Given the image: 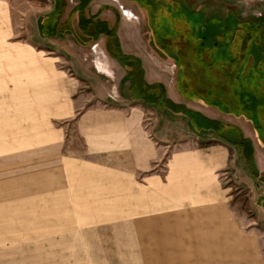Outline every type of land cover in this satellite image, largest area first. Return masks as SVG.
I'll list each match as a JSON object with an SVG mask.
<instances>
[{"label": "rangeland", "instance_id": "1", "mask_svg": "<svg viewBox=\"0 0 264 264\" xmlns=\"http://www.w3.org/2000/svg\"><path fill=\"white\" fill-rule=\"evenodd\" d=\"M5 1L9 16L19 27L18 34L7 37L6 43L30 44L35 50L52 47L53 41L38 37L35 26L36 17L45 15L40 13L44 0ZM94 1L106 2L116 10L105 9L112 21L117 15V19L133 22L134 39L122 41L125 52L142 54L145 65L157 71L165 69L163 81L175 84L183 98L199 97L208 105L219 102L214 107L230 115L229 125L216 122V127H223L219 126L220 132H231L221 134L231 144V164L217 175L226 201L195 204L148 219L67 216L69 202L62 207L63 202L46 199L45 179L40 176L45 168L14 169V157L7 153L6 168H0V264H264V195H258V200L252 195L255 188L260 189L259 194L263 188L259 182L250 184L249 179L264 181V172L258 169L264 168V153L252 151L256 145L264 149V31L258 24L249 32L247 25L261 18L264 26V0H163L162 8L152 11L151 18L124 0ZM65 3L72 7L76 1ZM63 5L60 1L50 13L57 16L61 11L68 16ZM165 7L171 8L170 15ZM226 13L235 17L226 19L220 49L203 47L198 33L218 34L217 20H224ZM84 16L102 18L103 14L93 15L89 9ZM236 20L249 22L237 25ZM99 37L98 41H73V45L69 40L68 48L64 43L66 53L56 46L66 58L63 61L59 56L57 67L76 71L80 63L97 72L96 56L97 68L102 70L104 49ZM107 43L110 47L111 42ZM79 46L86 48L81 58L68 54V49L72 53ZM108 76L104 78L109 80ZM243 91L250 92L249 99L240 96ZM8 113L13 114V107L0 104L1 128L14 131V121L4 118ZM238 117L256 128V138L241 136ZM64 124L63 120L54 122V126ZM3 135L0 146H6V151L36 143L28 132Z\"/></svg>", "mask_w": 264, "mask_h": 264}, {"label": "crops", "instance_id": "2", "mask_svg": "<svg viewBox=\"0 0 264 264\" xmlns=\"http://www.w3.org/2000/svg\"><path fill=\"white\" fill-rule=\"evenodd\" d=\"M60 1L68 16L61 11L51 14L52 0L40 1V13L45 15L35 19L38 37L53 45L35 50L30 44L6 43L19 27L9 16L8 3L0 0V104L13 107V114L4 118L14 121V131L2 129L0 115V136L28 132L36 137V143L12 151L0 146V168H6L7 153L14 157V169L45 168L40 176L45 179L46 199L61 201L62 207L69 202L71 212L64 215L78 218L148 219L195 204L225 203L217 175L231 164V144L221 136L231 132H220L222 125L216 127V122L229 125L230 115L199 97L183 98L175 84L163 81L165 69L157 71L145 65L142 54L125 52L122 41L134 39V24L117 15L112 21L105 9L116 10L106 2L88 0L80 12L73 8L78 0L72 7ZM124 2L140 9L134 1ZM89 9L103 17L87 18ZM81 13L89 20L82 28ZM102 21L114 28L116 44L110 34L94 33ZM99 36L102 70L96 56L97 72L80 63L76 71L57 67L58 59L66 58L56 46L66 53L64 43L68 48L69 40L73 45V41H98ZM72 49L68 54L78 58L86 51L81 46ZM131 57L139 60L138 66L132 65ZM55 120L65 124L54 126ZM236 120L243 138L257 137L256 128L241 117ZM258 147L252 151L264 153ZM249 179L263 188L260 194V189L252 192L258 200L264 195V181Z\"/></svg>", "mask_w": 264, "mask_h": 264}, {"label": "trees", "instance_id": "3", "mask_svg": "<svg viewBox=\"0 0 264 264\" xmlns=\"http://www.w3.org/2000/svg\"><path fill=\"white\" fill-rule=\"evenodd\" d=\"M53 1V11L55 10V9H57V7L58 6H60V0H52ZM87 1L88 0H78V2H77V5L75 6V9L76 10H80V12H82V8H83V6H85L86 5V3H87ZM130 1H134L138 6H139V8H142L143 10H145L146 11V13H147V17H149V18H151L154 14H151L152 13V11H155L156 9H161L162 8V4L163 3H165L163 0H130ZM144 7V8H143ZM165 8H167V13L170 15L171 14V8H169V7H165ZM164 8V9H165ZM188 12V11H187ZM159 13V12H158ZM164 14V13H163ZM227 14V13H226ZM160 14H158V16H159ZM169 15H168V20H170V17H169ZM232 15V14H231ZM79 17L81 18L80 19V21H79V23H78V25H79V27H83V25L86 23V22H88L89 20L87 19L86 20V18H84V16L82 15V13L79 15ZM160 17V16H159ZM194 17V16H193ZM227 17H231L229 14H227L226 15V17H225V19L224 20H217V22L219 23L218 24V27H219V32H218V34H213V33H206V34H202L201 35V33H198V35L200 34V36H199V38L201 39V42L203 43V47H209L210 49H217L218 48V50L220 49L219 47H221L222 45H221V43L219 42V41H223L224 39H223V37L226 35V32H225V30H227V23H225L226 22V19H227ZM232 17H235V16H232ZM231 17V18H232ZM173 18V17H172ZM191 18V17H190ZM192 20H195V18L194 19H192L191 18V21ZM203 21H205V20H203ZM256 21H258V22H256ZM262 21L263 20H261V18H257V20H255V22H253V23H255L254 25H251V24H247L248 25V28H249V32H252L254 29H257L258 27V24L260 25V27L259 28H261L262 27V29H263V31H264V26H263V23H262ZM194 21H192V23H193ZM195 22H196V20H195ZM206 22V21H205ZM236 22H237V25H239L240 23H243V24H245V23H247V22H249V21H239V20H236ZM199 23V22H198ZM261 30V29H260ZM94 33H96V35H98V34H100V33H103V32H106L107 33V35H109L110 36V38L113 40V43H115L116 44V40H115V32H114V28L113 27H111L110 29H108L107 27H106V24L104 23V21H102L101 23H97L95 26H94ZM246 32H247V30H246ZM261 34H263L264 35V32H262L261 31ZM262 35V36H263ZM214 36H219V37H221V39L220 40H216V38L214 37ZM259 36V35H258ZM205 40H209L208 41V44H205L204 42H206ZM108 42H109V40H108ZM263 42V41H262ZM108 44V43H107ZM114 44V45H115ZM257 45L259 46V42L257 43ZM261 46L262 47H264V43H262L261 44ZM260 46V47H261ZM107 47H109V46H107ZM261 47V48H262ZM197 48H199V49H201L202 47H201V43H199L198 44V46H197ZM263 51H264V49H263ZM110 52H111V50H110ZM112 53V52H111ZM113 54V53H112ZM131 59H132V65L134 64V63H136V65L138 66V64H139V60L136 58V57H131ZM125 65H127V66H131L129 63H125ZM254 66V64H252L251 65V67H253ZM236 78V77H235ZM238 78V77H237ZM248 93L250 94V92H245V91H243V93L240 95V96H246V98L247 99H249L250 98V96L251 95H248ZM166 102H168V100H166ZM256 102V101H255ZM244 104L246 103V101H244L243 102ZM209 104H211V103H209ZM217 104H220L219 102H215V103H213L212 105L213 106H218ZM251 104V103H250ZM251 106L252 107H254L255 106V104L253 103V104H251ZM218 109H220V108H218ZM221 110V109H220ZM183 111L186 113H188V110L187 109H185V108H183Z\"/></svg>", "mask_w": 264, "mask_h": 264}]
</instances>
